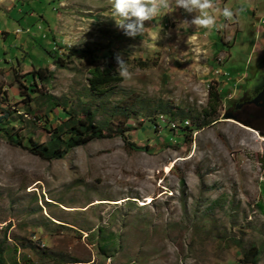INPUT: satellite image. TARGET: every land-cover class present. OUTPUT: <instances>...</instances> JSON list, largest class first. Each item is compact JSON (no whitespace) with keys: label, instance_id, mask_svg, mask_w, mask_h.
Masks as SVG:
<instances>
[{"label":"rangeland","instance_id":"obj_1","mask_svg":"<svg viewBox=\"0 0 264 264\" xmlns=\"http://www.w3.org/2000/svg\"><path fill=\"white\" fill-rule=\"evenodd\" d=\"M213 3L211 29L177 9L129 38L111 0L0 1L4 264H245L251 247L264 264V137L223 120L264 61V0ZM224 7L233 19L215 10ZM81 52L109 57L114 71L119 54L130 75L89 92ZM36 69L52 80L27 95ZM209 89L222 101L195 129ZM88 112L105 138L62 160L7 143L44 144Z\"/></svg>","mask_w":264,"mask_h":264},{"label":"trees","instance_id":"obj_2","mask_svg":"<svg viewBox=\"0 0 264 264\" xmlns=\"http://www.w3.org/2000/svg\"><path fill=\"white\" fill-rule=\"evenodd\" d=\"M77 55H81L85 58V65L89 76L87 80L89 92L98 93L103 90L104 87L115 85L122 81L118 74L115 73L112 64L109 62V57H98L89 52L86 56H84V52L77 53ZM65 59H68V55H65ZM62 62L63 61H61V59L57 58L53 62V65L63 67L64 65ZM65 64L67 65L69 63L65 62ZM52 77L53 74L48 72L47 69L32 70L26 77L27 86L24 89L27 91V95L35 94V88L38 84L44 86L52 80ZM21 96L24 95L21 94ZM47 101L51 104H55L52 97H47ZM221 101V94L216 89H209L207 93V104L198 114V124H195V129H202L214 122L213 118L216 116V110ZM61 109L63 108L61 107ZM91 114L93 115V113L88 112L84 119H76V121L73 122V124L67 129H64V126L60 125L48 132L49 137L47 142L44 144H34L30 140L27 141V145H21L19 142L13 143L14 139H12L10 135L8 138L6 137V140L7 143L11 145L22 146V148L28 150L31 154L38 156L42 160L48 162L62 160L74 149L84 147L91 142L105 138L103 135V127L101 125L94 124V118ZM9 118V115L6 112L0 115L1 131H4L3 126L8 124ZM128 119L129 118L126 115L125 120ZM184 130H186V128H184ZM258 256L259 252L255 250V248L251 247L243 254L242 261L246 260L247 264H256ZM0 264H4L2 261L1 251Z\"/></svg>","mask_w":264,"mask_h":264},{"label":"clouds","instance_id":"obj_3","mask_svg":"<svg viewBox=\"0 0 264 264\" xmlns=\"http://www.w3.org/2000/svg\"><path fill=\"white\" fill-rule=\"evenodd\" d=\"M182 10L190 14L191 19L183 21L188 26L211 29L216 22L211 10H214L213 0H111V20L122 34L129 38L141 37L145 31V22L153 21L161 12ZM225 20L234 18L236 12L228 7L215 9ZM115 71L121 78H127L130 73L125 60L115 56Z\"/></svg>","mask_w":264,"mask_h":264},{"label":"flooded vegetation","instance_id":"obj_4","mask_svg":"<svg viewBox=\"0 0 264 264\" xmlns=\"http://www.w3.org/2000/svg\"><path fill=\"white\" fill-rule=\"evenodd\" d=\"M234 120L264 134V61L256 77L245 84L234 107L228 113Z\"/></svg>","mask_w":264,"mask_h":264},{"label":"water","instance_id":"obj_5","mask_svg":"<svg viewBox=\"0 0 264 264\" xmlns=\"http://www.w3.org/2000/svg\"><path fill=\"white\" fill-rule=\"evenodd\" d=\"M223 120H234V119L231 118L229 114H225V115L223 116ZM246 127H247L248 129H250L251 131L257 133L258 135L264 137V135L261 134V133H260L258 130H256L255 128H252V127H249V126H246Z\"/></svg>","mask_w":264,"mask_h":264},{"label":"built area","instance_id":"obj_6","mask_svg":"<svg viewBox=\"0 0 264 264\" xmlns=\"http://www.w3.org/2000/svg\"><path fill=\"white\" fill-rule=\"evenodd\" d=\"M264 23V22H263ZM19 33L18 31L16 32V34Z\"/></svg>","mask_w":264,"mask_h":264},{"label":"bare ground","instance_id":"obj_7","mask_svg":"<svg viewBox=\"0 0 264 264\" xmlns=\"http://www.w3.org/2000/svg\"><path fill=\"white\" fill-rule=\"evenodd\" d=\"M161 116V115H160ZM141 204H143V203H141Z\"/></svg>","mask_w":264,"mask_h":264},{"label":"crops","instance_id":"obj_8","mask_svg":"<svg viewBox=\"0 0 264 264\" xmlns=\"http://www.w3.org/2000/svg\"><path fill=\"white\" fill-rule=\"evenodd\" d=\"M1 1V0H0ZM0 34H1V32H0Z\"/></svg>","mask_w":264,"mask_h":264}]
</instances>
